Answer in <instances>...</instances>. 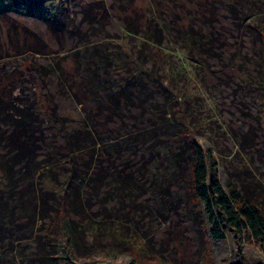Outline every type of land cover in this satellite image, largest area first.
Masks as SVG:
<instances>
[{"label":"rangeland","instance_id":"obj_1","mask_svg":"<svg viewBox=\"0 0 264 264\" xmlns=\"http://www.w3.org/2000/svg\"><path fill=\"white\" fill-rule=\"evenodd\" d=\"M0 11H7L0 14V70L17 67L19 86L30 88V60L21 63L13 55L8 31L15 20L19 32L29 28L54 52L38 58L53 78L69 90L84 85L88 108L74 95L55 92L57 113L68 119L66 128H97L106 143L98 147L99 164L117 175L116 187L122 186L90 211L93 218L107 220L111 239L88 234L85 250L65 264H264L263 248L253 239L238 244L228 227L225 239H215L206 205L187 198L195 145L205 157L213 153L227 191L245 182L264 202V43L244 20L256 14L264 26V0H0ZM150 18L160 23L163 43L150 63L149 50L155 47L146 46L149 61L140 79L149 86L137 92L136 108L115 118L105 95H99L127 73H112L111 79L103 74L99 81L95 72L102 68L101 57L124 59L132 50L142 63V35L129 36L124 29L141 33L139 25ZM58 22L68 31L54 33L51 25ZM52 124L43 125L46 143L60 146L61 126ZM187 130L189 137L183 136ZM38 159L47 162L46 149L39 150ZM51 159L62 184L70 175L64 170L69 159L57 153ZM131 174L137 181L128 184ZM35 179L39 190L42 179ZM37 201L26 197L6 221L15 227L0 234L5 264H25L42 243L44 228L32 217Z\"/></svg>","mask_w":264,"mask_h":264},{"label":"trees","instance_id":"obj_2","mask_svg":"<svg viewBox=\"0 0 264 264\" xmlns=\"http://www.w3.org/2000/svg\"><path fill=\"white\" fill-rule=\"evenodd\" d=\"M5 12L7 11H0V14H5ZM244 20L257 29L264 43V26L261 27L257 15H248ZM139 26L142 27L141 33L134 32L129 27L124 31L129 36L142 35L139 52L144 58L143 62L139 63L136 60L133 55L135 50L131 51L133 57L128 55L124 59L123 55H107L100 58L102 68L95 72L99 81L103 80L101 79L103 74L111 79L112 73H122V71L127 73L128 78L125 77L119 83L116 81L112 89H103L99 95V99H103L102 95H105L104 101L108 108L112 106L113 114L117 113L115 118H119L121 112L129 111L134 104H137V92L148 85L140 79L149 61L145 59L148 56L147 44L151 45L150 48L155 47L149 50L151 53L149 63L153 61L152 55L162 48L163 32L158 21L150 18L149 21L145 20ZM51 28L54 33L68 31L67 25L62 22L52 24ZM9 29L14 57L20 62L29 59L33 74H28V76L32 75L30 88H24L19 86L17 67L11 68L10 71L0 70V234L3 229L15 227L7 224L6 221L11 215L14 216L17 204H23L26 197L33 196L34 199L38 197L35 208L37 212L32 211V217L35 223H42L44 232L38 238L43 241L40 245L38 244L39 248L35 250L32 258L24 263L65 264V261L66 263L71 262L77 257V251L85 250L83 241L88 234L91 233L95 240L111 239L107 236L109 235V227L105 226L108 225L107 220L100 221L93 218L90 211L99 199L106 201L107 197L111 196L117 185L118 177L110 174L108 168L99 164L97 150L101 144L104 145L105 139L98 137L97 128L95 126H84L82 129L66 128L68 119L60 118L57 113L55 92L59 95L64 93L74 95L79 104L83 107L88 106L85 101L86 96L83 94L84 85H79V87L76 85L77 91L73 86H70V90L66 88L62 84V79L55 76L53 78L50 70L38 62L40 56H50L54 53L50 46L27 27H22L19 32L20 27L15 20L12 21ZM139 57L138 55L137 59H140ZM105 64L107 65L103 67ZM108 78L105 80L107 81ZM39 81H42V87L46 92L41 91ZM262 84H264V77ZM50 85L55 86V91L48 89ZM145 90L146 87L143 91ZM82 97H84L83 100ZM45 111H49V114H44ZM97 116H99L98 113ZM46 122L61 126L62 145L55 146L46 143L47 130L43 126ZM184 135L189 137L188 130L185 133L183 131ZM39 142L45 146H40ZM41 148L48 152L47 162H40L38 159V152ZM193 148L195 161L194 164L189 165L191 185L187 198L189 202L193 200L198 204L206 205V213L212 223L210 232L212 236L218 240L225 239L224 228L228 227L236 234L238 244L248 237L256 241L264 251L263 198L245 182H237L240 186L232 182L235 186L227 191L219 179L213 153L210 151L208 157H205L200 148L195 145ZM54 153L69 159L70 167L64 170L69 171L70 175L62 184H57L59 182L56 176L57 170L51 159ZM85 165L86 171L82 169ZM49 166L51 168L48 169ZM94 168L96 169L93 174L88 173ZM37 175L38 179H42L41 184H43V186L40 185L39 190L35 188ZM134 175L136 174H131L127 178L128 184L137 181ZM118 187L122 189V186ZM34 215L38 219H35ZM73 217L75 220L72 219ZM4 234L8 235L5 232ZM10 239L6 236L4 240ZM62 253H65V258L61 256ZM68 253L71 256L68 257ZM5 263L7 262L0 261V264Z\"/></svg>","mask_w":264,"mask_h":264}]
</instances>
